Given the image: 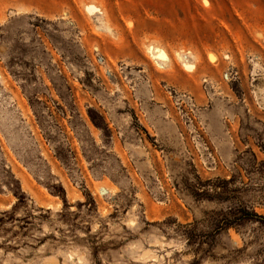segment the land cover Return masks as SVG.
<instances>
[{
  "label": "rangeland",
  "instance_id": "374dc122",
  "mask_svg": "<svg viewBox=\"0 0 264 264\" xmlns=\"http://www.w3.org/2000/svg\"><path fill=\"white\" fill-rule=\"evenodd\" d=\"M0 264H264V0H0Z\"/></svg>",
  "mask_w": 264,
  "mask_h": 264
}]
</instances>
